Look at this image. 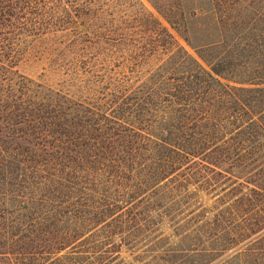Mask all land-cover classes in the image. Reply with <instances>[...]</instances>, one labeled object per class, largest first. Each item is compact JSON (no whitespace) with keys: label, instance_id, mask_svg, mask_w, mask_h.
Returning a JSON list of instances; mask_svg holds the SVG:
<instances>
[{"label":"trees","instance_id":"16d2710c","mask_svg":"<svg viewBox=\"0 0 264 264\" xmlns=\"http://www.w3.org/2000/svg\"><path fill=\"white\" fill-rule=\"evenodd\" d=\"M53 1L56 8L52 0H0V264L87 263L70 252L57 255L84 235L86 221H98L94 211L86 219L83 207H163L200 174L176 181L186 159L209 166L211 190L264 203V17L256 33L223 49L210 71L194 59L200 71L165 98L144 90L129 97L112 85L116 120L105 128L85 124L79 113L67 121L49 101L34 99L28 79L13 70L22 35L68 33L81 52L98 54L101 35L87 32L92 25L80 15L55 14L67 8ZM236 72L247 75L231 79ZM240 209L235 225H225L220 211V219L205 218L182 235L202 244L191 264H264V207ZM227 211L230 218L240 210ZM131 226L132 236L141 229Z\"/></svg>","mask_w":264,"mask_h":264},{"label":"rangeland","instance_id":"374dc122","mask_svg":"<svg viewBox=\"0 0 264 264\" xmlns=\"http://www.w3.org/2000/svg\"><path fill=\"white\" fill-rule=\"evenodd\" d=\"M62 4L67 11L55 14L80 15L92 25L87 32L101 35L95 46L98 54L81 52L70 43L68 33L22 35L13 70L28 79L34 99L49 101L67 121L79 113L87 115L85 124L101 123L105 128H111L116 120L118 105L109 96L112 85L124 87L129 97L144 90L165 98L177 83L200 71L195 60L210 71L209 63L226 47L240 45L245 34L256 33L259 19L264 17V0H62ZM51 6L56 8L53 0ZM86 29L80 28L82 33ZM87 32L84 35H89ZM245 75L236 72L229 77L242 79ZM196 171L200 173L196 180L187 189L170 194L163 207H132L126 202L120 207H83L86 219L94 211L98 221H86L84 235L57 255L70 252L84 257L85 264H191L202 244L183 240L182 235L205 218L217 215L220 219V211L228 219L225 225L232 226L242 220L241 207H264L258 196L211 190L206 182L211 169L199 159L182 161L176 181ZM228 208L240 211L228 218ZM135 223L141 229L132 236Z\"/></svg>","mask_w":264,"mask_h":264}]
</instances>
